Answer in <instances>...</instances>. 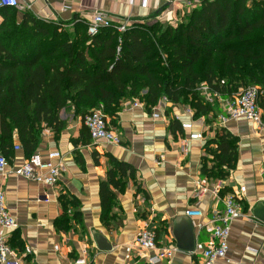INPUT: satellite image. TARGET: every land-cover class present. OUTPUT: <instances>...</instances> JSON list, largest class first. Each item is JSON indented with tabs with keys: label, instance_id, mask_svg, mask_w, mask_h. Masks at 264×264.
<instances>
[{
	"label": "crops",
	"instance_id": "crops-1",
	"mask_svg": "<svg viewBox=\"0 0 264 264\" xmlns=\"http://www.w3.org/2000/svg\"><path fill=\"white\" fill-rule=\"evenodd\" d=\"M141 1L20 0L29 6L23 12L43 21L68 24L77 14L90 23L95 13H101L117 27L153 22L176 25L202 0H146L145 5ZM133 103L140 104L137 100L123 101L115 116L106 117L119 144L93 143L86 131L85 136L80 135V117L65 110L59 113L64 129L58 134L44 130L35 151L43 157L48 151L60 153L61 175L55 187L17 177L13 168L26 157L22 149H13L8 166L0 174V193L18 227L10 232L0 228V235L16 234L24 264H75L83 252L89 264H148L150 253L133 246L145 222L157 229L160 248L177 250L171 259L159 264H200L201 252L211 239L212 213L223 209L222 195L215 197L210 191L198 195V183L207 184L209 189L213 184L200 173L203 146L215 128L223 127L238 137V161L230 176L217 182L232 193L245 188L241 195L244 217L232 222L227 253L215 264H264V128L243 119L221 122L219 106H211L213 111L194 120L188 107L167 103L160 117L154 119L153 111ZM260 109L264 120V108ZM171 120L179 122L182 134H172L168 128ZM183 124L191 128L183 130ZM192 133L201 134L202 139L190 140ZM13 144L19 145L16 135ZM107 155L131 165L136 178L127 181L123 194H116L106 226L100 221L98 190L108 169ZM65 193L79 201L82 226L72 223L68 231H59L54 226L61 213L57 197ZM188 210L201 211L203 216L188 218Z\"/></svg>",
	"mask_w": 264,
	"mask_h": 264
},
{
	"label": "trees",
	"instance_id": "trees-1",
	"mask_svg": "<svg viewBox=\"0 0 264 264\" xmlns=\"http://www.w3.org/2000/svg\"><path fill=\"white\" fill-rule=\"evenodd\" d=\"M0 17V154L8 160L14 135L27 159L44 130L62 131V110L81 120L96 109L111 118L123 101L137 100L151 112L166 99L173 107L187 106L195 120L213 111L195 91L201 83L227 94L258 86L264 108V0H202L176 25L134 23L123 32L111 25L99 27L95 35L88 34L89 23L77 14L63 24L6 7ZM168 128L182 134L177 120ZM85 131L82 125L80 135ZM238 143L225 128H215L203 146L202 177L226 180L236 169ZM107 158L98 190L100 221L106 226L116 194H123L127 181L136 178L131 165ZM227 193L232 191L220 189V195ZM57 201L61 213L55 228L82 226L77 198L65 193ZM9 244L22 251L15 233Z\"/></svg>",
	"mask_w": 264,
	"mask_h": 264
},
{
	"label": "built area",
	"instance_id": "built-area-1",
	"mask_svg": "<svg viewBox=\"0 0 264 264\" xmlns=\"http://www.w3.org/2000/svg\"><path fill=\"white\" fill-rule=\"evenodd\" d=\"M133 0H130L132 3ZM145 5L146 0H142ZM14 8L18 12H23L29 6L24 5L20 0H0V9ZM112 23L101 13H95L92 22L88 25V34L95 35L99 27H109ZM119 32H123L125 27L118 26ZM198 96L203 104L216 106L221 111L218 119L224 121L226 119H243L247 122L255 123L264 128V120L259 106L262 91L256 86H248L237 92L227 94L219 93L213 90L208 84H199ZM167 100H160L152 109V117L158 119L160 111H164ZM134 107L140 106L133 103ZM83 125L88 130L89 137L93 143L119 144V137L109 128L108 121L104 113L98 109L91 111L83 120ZM190 124H183L182 129L188 130ZM190 140L202 139L199 133L189 135ZM13 149L18 151L21 149L19 145H14ZM61 155L58 151H48L43 157L40 153L35 152L31 157L25 159L23 163L13 168V173L17 177L24 178L42 186L55 187L61 175ZM8 166L7 159L0 154V174H2ZM198 195L201 197L207 191L218 197L220 195L221 185L213 182L212 188L202 182L198 183ZM245 193V188L240 187L238 192L227 193L220 198L223 209L221 211L214 210L210 219L211 239L207 242L205 249L201 252L200 264H215V262L223 258L228 250V236L230 227L234 220L244 217L242 209L241 195ZM188 218H200L203 216L201 211L188 210L185 212ZM18 227L14 217L8 212L5 204V197L0 193V228L5 231H13ZM10 235H0V264H24V254L9 244ZM133 246L141 251L150 253L147 256L148 264H159L164 260L172 258L177 251L175 248H160L156 242V235L153 229L148 227V223H143L140 228ZM55 250L58 249L56 246ZM25 253H29L25 250ZM75 264H89L86 253L75 260Z\"/></svg>",
	"mask_w": 264,
	"mask_h": 264
},
{
	"label": "rangeland",
	"instance_id": "rangeland-1",
	"mask_svg": "<svg viewBox=\"0 0 264 264\" xmlns=\"http://www.w3.org/2000/svg\"><path fill=\"white\" fill-rule=\"evenodd\" d=\"M223 85H225V81H222L221 83H220V86H223ZM248 86H254V85H248ZM248 86H246V87H248ZM246 87H243L242 89H244V88H246ZM256 87H258V86H256ZM258 88H260V87H258ZM198 89H199V85H197L196 86V88H195V91H196V93H198ZM261 89V88H260ZM216 104L217 103H214V104H212V105H214V106H216ZM177 107H182V108H186L187 106H185V105H180V106H177ZM71 113H72V115H73V112L72 111H70ZM74 117V116H73Z\"/></svg>",
	"mask_w": 264,
	"mask_h": 264
}]
</instances>
